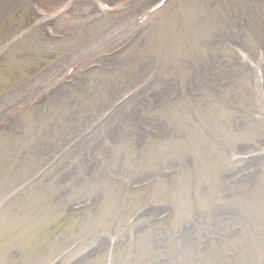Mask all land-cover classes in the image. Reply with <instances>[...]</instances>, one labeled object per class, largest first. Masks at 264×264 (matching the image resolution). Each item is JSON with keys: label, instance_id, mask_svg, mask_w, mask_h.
Segmentation results:
<instances>
[{"label": "rangeland", "instance_id": "1", "mask_svg": "<svg viewBox=\"0 0 264 264\" xmlns=\"http://www.w3.org/2000/svg\"><path fill=\"white\" fill-rule=\"evenodd\" d=\"M73 1L0 0V264H264V121L249 75L230 78L238 52L264 45V0H170L142 25L155 0H105L120 1L106 15L104 0H75L67 17ZM144 76L157 97L124 113L90 165L61 156Z\"/></svg>", "mask_w": 264, "mask_h": 264}, {"label": "bare ground", "instance_id": "2", "mask_svg": "<svg viewBox=\"0 0 264 264\" xmlns=\"http://www.w3.org/2000/svg\"><path fill=\"white\" fill-rule=\"evenodd\" d=\"M6 1H11V0H6ZM45 1H47V0H45ZM150 90V89H149ZM148 90V91H149ZM148 91H147V93H148ZM113 91H110V93H112ZM152 95H156V93H153ZM129 117H132L130 114H129ZM122 133H120L119 135H121Z\"/></svg>", "mask_w": 264, "mask_h": 264}]
</instances>
